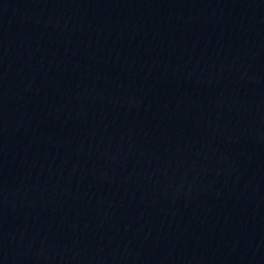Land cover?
Returning <instances> with one entry per match:
<instances>
[{"label":"water","instance_id":"95a60500","mask_svg":"<svg viewBox=\"0 0 264 264\" xmlns=\"http://www.w3.org/2000/svg\"><path fill=\"white\" fill-rule=\"evenodd\" d=\"M0 264H264V0H0Z\"/></svg>","mask_w":264,"mask_h":264}]
</instances>
